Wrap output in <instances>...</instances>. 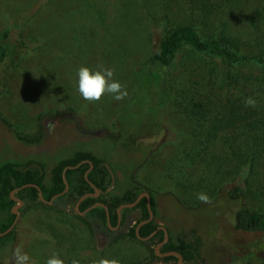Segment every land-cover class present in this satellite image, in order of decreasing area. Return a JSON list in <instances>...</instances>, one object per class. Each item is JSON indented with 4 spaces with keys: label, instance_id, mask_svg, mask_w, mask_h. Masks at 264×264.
<instances>
[{
    "label": "rangeland",
    "instance_id": "374dc122",
    "mask_svg": "<svg viewBox=\"0 0 264 264\" xmlns=\"http://www.w3.org/2000/svg\"><path fill=\"white\" fill-rule=\"evenodd\" d=\"M190 20L202 37H238L246 55L264 50V0H0V40L12 35L25 46L21 57L0 63V162L74 144L78 131L117 139L127 122L134 142L121 147V158L140 166L137 181L163 195L161 218L178 232L198 230L215 264H264V249L251 246L264 236L235 231L237 203L220 195L241 185L235 179L248 178V189L259 195L255 209L264 212V156L257 158L256 173L245 169L238 176L240 163L256 152L251 143L264 142V66L233 70L184 48L168 76L166 105H159L156 89L148 103L137 90L138 67L171 28ZM80 67L113 69L127 96L84 100L77 90ZM248 97L255 107L245 105ZM14 132H42L44 141L26 145ZM198 193L208 201H199ZM21 211L12 239L0 249V264H16L17 248L28 264H46L54 255L63 264L148 259L147 248L128 239L99 249L85 216L51 205H23Z\"/></svg>",
    "mask_w": 264,
    "mask_h": 264
},
{
    "label": "trees",
    "instance_id": "16d2710c",
    "mask_svg": "<svg viewBox=\"0 0 264 264\" xmlns=\"http://www.w3.org/2000/svg\"><path fill=\"white\" fill-rule=\"evenodd\" d=\"M184 48H189L204 59L222 61L233 70L244 69L252 64L264 66V50L257 55H246V45L238 37L223 33L219 37L205 38L202 37L194 21L182 22L171 28L168 34L159 40L149 62L138 67L141 78L136 77L135 82L138 86L137 90L146 93L147 103L151 101L154 89L159 96V105L164 106L170 101L168 76L178 54ZM23 49L25 46L12 35L4 37L0 40V63L15 61L21 57ZM263 123L264 121H261L259 124ZM130 128L131 125L124 122L121 135L117 139L108 136H90L78 131L79 133L75 135V143L71 142L74 144L54 145L49 151L42 152L39 157L29 155L26 159L2 160L0 162V233L7 231L16 219V215L12 212V208L17 205L11 196L13 191L26 185H34L42 191L46 201H51L53 197L65 191L63 173L68 168L65 178L69 191L57 197L51 205L57 211L78 214L75 209L77 202L86 194H95L94 185L100 190L99 197L86 198L79 207L80 212L86 211L97 203H102L109 210L110 225L116 228L117 210L121 205L134 203L143 193H148L151 197V207L155 217L153 221L141 227L140 236L148 238L158 231L145 242L137 238L136 228L150 217L147 198H143L134 208L122 211L121 224L117 231L110 229L107 213L103 207L90 210L84 218L93 229L96 240L94 241L99 249H107L114 240L128 239L145 246L149 252L147 261L139 264H157L160 261L163 264L178 262V257H159L155 252V247L162 243L165 237L164 231L159 229L162 226L159 221L164 220L160 216L158 200L163 195L137 181L134 174L140 166L121 158V147H126L125 143L134 142L133 135L132 137L129 135ZM14 136L26 145H39L44 141L42 132L34 137H23L14 132ZM251 147L256 152L250 155L248 161L240 163L238 176L244 173L245 169L246 173H256L260 161L258 156H264V142H252ZM130 150L127 152L132 155ZM78 165L80 166L77 167ZM238 180L241 181V185L233 189L223 188L220 194L221 198L237 203L233 221L234 229L240 233L264 236V212L256 210L254 205L259 196L258 192L248 189H252V184L247 181L248 178L244 182L240 177L235 179L237 183H239ZM14 197L21 199L25 207L47 205L41 201L39 190L33 186L22 188L14 194ZM163 225L168 230L169 241L159 250L160 254L178 253L182 256L184 264H215L207 257L204 239L198 230L178 232L165 221ZM14 232L15 228L6 236L0 237V249L9 243ZM102 238L105 241L101 240ZM251 246H260L264 249V240L252 243ZM248 251L240 250L241 253Z\"/></svg>",
    "mask_w": 264,
    "mask_h": 264
},
{
    "label": "clouds",
    "instance_id": "9594fccd",
    "mask_svg": "<svg viewBox=\"0 0 264 264\" xmlns=\"http://www.w3.org/2000/svg\"><path fill=\"white\" fill-rule=\"evenodd\" d=\"M77 77V90L86 101H100L106 95H110L115 101H121L128 94L126 87L119 80L114 79V70L111 68L80 67L77 70ZM244 102L249 107L256 105L252 97L246 98ZM196 198L201 202H207L209 199L205 193H198ZM14 258L16 264H28L29 257L19 248L15 250ZM46 264H63V261L54 255L47 259ZM73 264L76 262L74 261ZM98 264H118V262L101 259Z\"/></svg>",
    "mask_w": 264,
    "mask_h": 264
},
{
    "label": "water",
    "instance_id": "95a60500",
    "mask_svg": "<svg viewBox=\"0 0 264 264\" xmlns=\"http://www.w3.org/2000/svg\"><path fill=\"white\" fill-rule=\"evenodd\" d=\"M79 166H80V165H78L77 167H79ZM77 167H75V168H77ZM91 168H93V165H92V164H91ZM67 170H68V168H66L65 171H64V173H63V179H64V182H65V185H66V189H65V191H64L62 194L53 197V199H52L51 201H46V200L44 199L42 191H41L37 186H34V185H26V186H24V187H22V188L29 187V186H30V187H32V186H33V187H36V188L39 190V196H40L41 201H42L43 203L47 204V205H52L53 201H54L57 197L62 196V195H64L65 193H67V192L69 191V185H68V183H67V181H66V178H65V175H66V171H67ZM87 174H88V172H87ZM87 174H86V178H87ZM22 188H20V189H16V190L13 191L12 194H11L12 199L17 203V205H15V206L13 207V210H12L13 214L16 215V219H15V221L13 222L12 226H11L7 231H5L4 233H0V237H4V236H6L7 234H9L10 232H12V231L14 230L16 224H17V221H18V218H19V215H20L19 208H21V207L24 205V202H23L21 199H19V198H17V197H14V194L17 193V192H19ZM93 188H94V190L96 191L95 194H86V195H84L83 197H81L80 200L77 202L75 209H76V212H77L78 214H80L81 216H85L90 210H92V209H94V208H97V207H103V208L106 210V213H107V221H108V225H109L110 229L113 230V231H117V230L120 228V224H121V213H122V211H123L124 209H131V208H134V207H135V206H136V205H137V204H138L143 198H147V205H148V210H149V215H150V217H149L148 220L141 222V223L137 226V228H136V236H137V238H138L139 240L145 242V241L149 240V239L155 234V233H153V234H152L151 236H149L148 238H142V237L140 236V229H141V227L144 226V225H146V224H148L149 222L153 221V220H154V217H155L154 212H153L152 207H151V197H150V195H149L148 193H143V194H141V195L137 198V200H136L134 203H132V204H124V205H121V206L118 208V210H117V214H118V225H117L116 228H113V227L110 225V215H109V210H108V208H107L104 204H102V203H97L96 205L92 206L91 208L87 209L86 211H84V212H80L79 207H80L81 203H82L86 198H89V197H95V198H97V197H99V195H100V190H99L98 188H96L94 185H93ZM159 229L164 231V233H165V237H164V241H163L162 243L158 244L157 247L155 248L156 254H157L159 257L176 256V257L179 258V263H178V264H183V258H182V256H181L180 254H178V253H175V252H170V253H166V254H160V253H159V248L162 247V246H163L165 243H167L168 240H169V233H168V230L166 229V227H165V226H161Z\"/></svg>",
    "mask_w": 264,
    "mask_h": 264
},
{
    "label": "flooded vegetation",
    "instance_id": "af4514ba",
    "mask_svg": "<svg viewBox=\"0 0 264 264\" xmlns=\"http://www.w3.org/2000/svg\"><path fill=\"white\" fill-rule=\"evenodd\" d=\"M12 210H13V208H12ZM19 212H20V215H21V213H22L21 208H19ZM20 215H19V218H20ZM19 218H18V219H19ZM17 222H18V221H17ZM157 231H158V230H157ZM157 231L154 232V233L156 234ZM155 234H154V235H155ZM154 235H153V236H154ZM168 241H169V240H168ZM167 243H168V242H167ZM167 243H165V244H167ZM165 244H164V245H165ZM164 245H163V246H164ZM163 246H162V247H163ZM156 247H157V246H156ZM156 247H155V248H156ZM162 247H160L159 250H160ZM155 252H156V251H155ZM165 254H166V253H165ZM175 257H176V256H175ZM178 259H179V258H178ZM172 262H173V261H172ZM172 262H171V264H178V263H179V261L176 262V263H172ZM174 262H175V261H174ZM161 264H163V262H162ZM183 264H184V260H183Z\"/></svg>",
    "mask_w": 264,
    "mask_h": 264
}]
</instances>
